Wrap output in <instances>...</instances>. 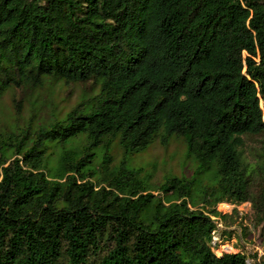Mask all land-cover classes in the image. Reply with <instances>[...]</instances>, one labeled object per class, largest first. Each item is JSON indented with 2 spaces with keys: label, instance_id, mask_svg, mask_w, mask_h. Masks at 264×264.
<instances>
[{
  "label": "trees",
  "instance_id": "16d2710c",
  "mask_svg": "<svg viewBox=\"0 0 264 264\" xmlns=\"http://www.w3.org/2000/svg\"><path fill=\"white\" fill-rule=\"evenodd\" d=\"M47 79L91 88L63 116L0 118V264H264L212 246L237 210L218 202L264 223V0H0V97ZM160 132L211 180L147 184L129 154ZM245 133L262 138L256 182Z\"/></svg>",
  "mask_w": 264,
  "mask_h": 264
},
{
  "label": "rangeland",
  "instance_id": "374dc122",
  "mask_svg": "<svg viewBox=\"0 0 264 264\" xmlns=\"http://www.w3.org/2000/svg\"><path fill=\"white\" fill-rule=\"evenodd\" d=\"M91 83L76 82L64 84L47 79L44 84L23 94V91L14 86L8 87L0 97V118L4 127L11 128L22 125L32 112L35 113V122L48 119L52 112L63 116L65 110L72 106L85 92L90 91ZM22 97L21 107L18 108L15 99ZM260 136L245 133L241 146L248 172L253 181L260 179ZM264 139V137H263ZM113 162L116 163L122 156V150L116 141L111 147ZM56 163V150L51 149L47 155V165L52 167ZM129 164L142 167L147 184L154 186L161 182L166 175L191 177L197 180L210 181L213 171H199L195 174L197 161L188 151V143L182 134L174 133L167 139L156 133L146 142L144 148L129 154ZM227 222L218 219V228L213 230L212 246L216 254L229 251H243L248 260L255 257L264 259V223H255L254 209L250 201L241 203L218 202L216 208L221 212L230 213ZM231 229L230 233L222 229ZM253 254V255H252ZM112 264V263H107Z\"/></svg>",
  "mask_w": 264,
  "mask_h": 264
}]
</instances>
